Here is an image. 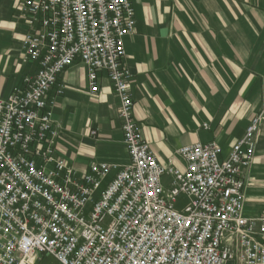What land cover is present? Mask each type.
Here are the masks:
<instances>
[{
  "label": "built area",
  "instance_id": "obj_1",
  "mask_svg": "<svg viewBox=\"0 0 264 264\" xmlns=\"http://www.w3.org/2000/svg\"><path fill=\"white\" fill-rule=\"evenodd\" d=\"M19 12L24 61L38 71L0 99V264H264V214H244L261 117L228 156L196 143L178 150L185 169L165 166L134 117L132 0H21ZM76 62L91 95L101 71L113 85L126 166L80 173L57 152L48 93H64L59 77Z\"/></svg>",
  "mask_w": 264,
  "mask_h": 264
},
{
  "label": "crops",
  "instance_id": "obj_2",
  "mask_svg": "<svg viewBox=\"0 0 264 264\" xmlns=\"http://www.w3.org/2000/svg\"><path fill=\"white\" fill-rule=\"evenodd\" d=\"M20 1L0 0V99L38 71L24 61L29 28L19 18ZM132 4L137 24L125 39L124 63L133 74L134 117L143 138L161 164L185 169L180 148L215 142L226 157L261 116L255 158L244 173V214H264V0ZM98 82L93 96L88 68L76 62L59 77L64 93L57 96L56 87L48 93L59 128L57 152L80 173L92 163H129L118 96L106 72Z\"/></svg>",
  "mask_w": 264,
  "mask_h": 264
},
{
  "label": "rangeland",
  "instance_id": "obj_3",
  "mask_svg": "<svg viewBox=\"0 0 264 264\" xmlns=\"http://www.w3.org/2000/svg\"><path fill=\"white\" fill-rule=\"evenodd\" d=\"M249 6H250V8L251 9H256L257 11H258V9L260 8L258 5H256V4H249ZM260 10V9H259ZM261 38L263 39V41H264V35L263 36H261ZM258 117H261V116H258ZM44 264H56L55 263V261L52 259V258H49V259H47L45 262H44Z\"/></svg>",
  "mask_w": 264,
  "mask_h": 264
}]
</instances>
